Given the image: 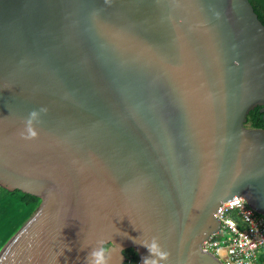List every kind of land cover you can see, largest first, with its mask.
I'll list each match as a JSON object with an SVG mask.
<instances>
[{
  "label": "water",
  "instance_id": "obj_1",
  "mask_svg": "<svg viewBox=\"0 0 264 264\" xmlns=\"http://www.w3.org/2000/svg\"><path fill=\"white\" fill-rule=\"evenodd\" d=\"M264 24L249 0H0V186L39 198L0 264H166L244 196L264 215ZM41 107L35 139L21 138ZM71 249V250H69Z\"/></svg>",
  "mask_w": 264,
  "mask_h": 264
},
{
  "label": "built area",
  "instance_id": "obj_2",
  "mask_svg": "<svg viewBox=\"0 0 264 264\" xmlns=\"http://www.w3.org/2000/svg\"><path fill=\"white\" fill-rule=\"evenodd\" d=\"M213 215L219 226L201 242L202 249L221 264H264V215L240 194L222 201Z\"/></svg>",
  "mask_w": 264,
  "mask_h": 264
},
{
  "label": "clouds",
  "instance_id": "obj_3",
  "mask_svg": "<svg viewBox=\"0 0 264 264\" xmlns=\"http://www.w3.org/2000/svg\"><path fill=\"white\" fill-rule=\"evenodd\" d=\"M47 111L46 107H41L39 110H33L29 113L25 127L20 133L21 138L28 140L37 138L38 132L35 125L39 122L41 113H47ZM240 199L243 198L241 197ZM106 243L104 240L97 241L96 245L90 249L85 257V264H111L110 249L106 247ZM144 246L148 249L150 255L142 258V264H166L170 253L164 250L157 238L153 237Z\"/></svg>",
  "mask_w": 264,
  "mask_h": 264
},
{
  "label": "rangeland",
  "instance_id": "obj_4",
  "mask_svg": "<svg viewBox=\"0 0 264 264\" xmlns=\"http://www.w3.org/2000/svg\"><path fill=\"white\" fill-rule=\"evenodd\" d=\"M20 195H8L0 189V246L11 235V233L21 224L35 209L36 203L22 204ZM5 200H7L5 202ZM260 258V262H261Z\"/></svg>",
  "mask_w": 264,
  "mask_h": 264
},
{
  "label": "trees",
  "instance_id": "obj_5",
  "mask_svg": "<svg viewBox=\"0 0 264 264\" xmlns=\"http://www.w3.org/2000/svg\"><path fill=\"white\" fill-rule=\"evenodd\" d=\"M249 2L251 3L254 12L257 14L258 19L264 24V0H249ZM249 116H248V120H250L251 122H253L252 124H255L256 126H261L263 124V120H262V113L259 111V105L255 106L254 109H251L249 111ZM0 189L4 192L7 193L8 195H16L17 193L20 195V201L22 204H28L31 203L33 204L34 202L37 204H39V198L28 194V193H23L19 190H14V191H9L6 190L4 188H2L0 186ZM7 200H5L6 202ZM1 210H2V206H0V214H1ZM0 219H1V215H0ZM128 250H130V252H133V255H128L126 256L128 259L125 260L126 264H132L134 263L137 259L138 256L137 254L131 249L129 248Z\"/></svg>",
  "mask_w": 264,
  "mask_h": 264
},
{
  "label": "flooded vegetation",
  "instance_id": "obj_6",
  "mask_svg": "<svg viewBox=\"0 0 264 264\" xmlns=\"http://www.w3.org/2000/svg\"><path fill=\"white\" fill-rule=\"evenodd\" d=\"M255 108V107H254ZM253 108V109H254ZM259 108H260V106H259ZM248 116H249V114H247V119H246V122H245V125L247 126V127H255V124L253 125L252 123L253 122H251L250 120H248ZM263 122V121H262ZM256 127H261V128H264V122H263V124L261 125V126H256ZM129 249V248H128ZM128 249H125L123 252H124V254H125V257L126 256H128V255H133V252H130V250H128ZM133 250V249H132ZM126 259H128L127 257H126ZM128 261V260H127ZM126 261V262H127ZM126 262L124 261V263L123 264H126ZM136 262H137V260L134 262V263H132V264H136Z\"/></svg>",
  "mask_w": 264,
  "mask_h": 264
}]
</instances>
